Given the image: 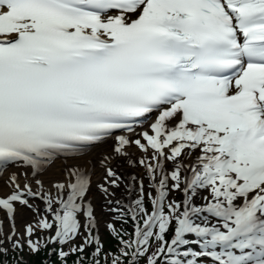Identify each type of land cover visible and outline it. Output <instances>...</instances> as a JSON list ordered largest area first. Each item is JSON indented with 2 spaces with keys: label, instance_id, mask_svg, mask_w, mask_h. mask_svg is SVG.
<instances>
[{
  "label": "snow or ice",
  "instance_id": "6c2138e0",
  "mask_svg": "<svg viewBox=\"0 0 264 264\" xmlns=\"http://www.w3.org/2000/svg\"><path fill=\"white\" fill-rule=\"evenodd\" d=\"M121 159L145 172L148 190L125 185L136 199L118 198ZM20 209L36 218L23 231ZM41 253L264 264V0H0V257Z\"/></svg>",
  "mask_w": 264,
  "mask_h": 264
},
{
  "label": "bare ground",
  "instance_id": "6f19581e",
  "mask_svg": "<svg viewBox=\"0 0 264 264\" xmlns=\"http://www.w3.org/2000/svg\"><path fill=\"white\" fill-rule=\"evenodd\" d=\"M148 125H145V128H147ZM110 144L111 142H109L108 145H102L99 147L94 148L88 156H85L82 158L81 163H83L85 160L88 159H94V160H98V158L104 154V153H108L110 152ZM130 154H131V158L133 160H138L141 156V153L139 151H137L136 149H130L129 150ZM169 167L171 168V165L168 164ZM111 166L117 171V173L119 175H121L123 178L127 179L126 180V185L127 184H131V180L130 177L132 176H136L137 179H145V172L142 168H140L139 166L133 167L131 166L127 160L125 159H121V160H113ZM62 165L60 161H57L55 164H53L49 170L48 173L43 177L45 180V183L48 184L50 181L52 180H57L61 178V173H60V169H61ZM12 171V170H10ZM95 176V183L96 184L97 181H100L102 179L103 176V170L100 168L99 164H97L96 166V174ZM5 179H7V175H5ZM24 181L21 180V184H23ZM139 185L138 183L135 185V187L137 188ZM8 189L5 187L3 188V192L2 194H7ZM103 198V196L101 194H99L97 191H95V198H94V202L97 203L99 201H101ZM22 214H24L21 210L18 213L17 216V225H19L20 231H22V220L24 218H22ZM25 215V214H24Z\"/></svg>",
  "mask_w": 264,
  "mask_h": 264
},
{
  "label": "rangeland",
  "instance_id": "374dc122",
  "mask_svg": "<svg viewBox=\"0 0 264 264\" xmlns=\"http://www.w3.org/2000/svg\"><path fill=\"white\" fill-rule=\"evenodd\" d=\"M166 167L170 169L168 164L166 165ZM10 170L16 171V172L20 171V169H16V168H13V169H10ZM126 180L127 179L123 178L124 183L121 184V188L118 190V198L125 199L128 195H131L132 199L138 198L136 192H133V193L129 194V193H126L124 191L125 185L127 183ZM94 183H95V176H93V192L90 194V198L93 200V205H94V207L96 209L97 218L100 221V231H101L102 238L104 240L105 249L106 250L115 251V241L110 238L108 232L104 228L105 222L110 219V214L106 213V211L104 209V204H105L104 199H102L101 201H99L97 203L94 202L95 191H96ZM144 183H145V186H146V190H148L147 189L148 181H147L146 178L144 179ZM173 196L177 200L180 199L179 193H173ZM196 203L199 204V203H201V201L197 200ZM40 207L43 208V204H40ZM20 210L25 214V215L22 214L23 215L22 218H24L22 220L23 228H24V225L26 223H33L35 221L36 218L32 215V213L30 211H28L26 209H20ZM116 226H117L118 229L121 227V225L119 223ZM123 227L127 228L128 231L132 230V227H131L130 224L129 225H124ZM23 228H22V231H23ZM37 235L39 236V235H41V233H37ZM65 250H67V249H65ZM14 255L15 254H10L7 258L0 257V260L7 259L9 264H14V262H13V256ZM35 258H36V260L34 261ZM23 259L27 262V264H35L37 262V260H40V262L46 260L47 259V254L46 253H41L40 256H29V255L25 254ZM141 264H143V261L141 262Z\"/></svg>",
  "mask_w": 264,
  "mask_h": 264
},
{
  "label": "trees",
  "instance_id": "16d2710c",
  "mask_svg": "<svg viewBox=\"0 0 264 264\" xmlns=\"http://www.w3.org/2000/svg\"><path fill=\"white\" fill-rule=\"evenodd\" d=\"M36 260V258L34 259V261ZM35 263V262H34ZM72 263V260L70 259L69 260V264H71ZM35 264H41V262H40V260H37V262L35 263Z\"/></svg>",
  "mask_w": 264,
  "mask_h": 264
}]
</instances>
